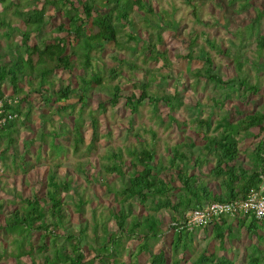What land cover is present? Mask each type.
<instances>
[{"label": "trees", "instance_id": "16d2710c", "mask_svg": "<svg viewBox=\"0 0 264 264\" xmlns=\"http://www.w3.org/2000/svg\"><path fill=\"white\" fill-rule=\"evenodd\" d=\"M211 1L185 3L192 5L196 17ZM239 1V11L250 8L254 14L236 38L253 39L261 52L264 6L256 8L250 4L252 0ZM213 7L225 10L219 2ZM0 8V121L4 120L0 125V193L9 197L0 198V236L5 238L0 243V264L10 259L14 264H125L118 258L123 240L137 242L131 255L134 259L129 256L127 264H141L139 257L144 256L148 257L147 264H236L210 248L212 243L215 250L224 252L228 245L232 254L231 246L241 234L256 238L258 243L247 249L250 254L245 264H264V252L259 248L264 245V218L257 220L247 214L232 219L222 215L200 226L188 225L186 219L187 213L211 204L244 201L264 186V109L244 114L235 122L224 110L226 101L259 94L258 86L248 83L243 70L247 61L242 62L246 59L241 44L237 50L232 46L222 49L200 33L188 42L184 55L175 56L200 64L198 69L181 74L176 86L182 84V79H193L191 89L195 91L204 79V89L209 90L207 100L212 111L202 118L206 105L197 100L193 106L195 116L189 120L193 132L202 137L198 147L186 136L182 144L166 148L168 167H163L157 161L154 129L143 126L141 133L130 121L127 132L134 146L129 144L123 153L119 145L112 144L105 155L97 156L95 166L88 159L95 155L102 135L98 118L93 117L94 110L89 107L93 96L104 99L96 109L99 116L122 106L131 117H139L140 108L147 106L151 111L149 120H154L155 126L176 127L181 134L187 133L188 124L179 123L173 116L183 106V95L177 90H162L161 94L148 91L159 76L164 81L172 79L169 73L159 74L165 65H156L160 58L171 64L161 47L162 34L179 27L173 13L157 12L151 0H0ZM57 15L62 23L49 30ZM18 22L22 29L13 26ZM200 36L209 50L231 61L235 76L222 75L210 54L196 45ZM117 51L127 52L128 56L122 58ZM105 54L112 64L109 68L102 60ZM139 57L144 67L136 63ZM148 65L153 68H145ZM260 66L253 63L256 70ZM139 73L141 80L135 78ZM56 74H60L59 79ZM120 79L134 91H124L117 83ZM4 87L10 89L11 96H4ZM162 108L169 111L167 123L159 113ZM8 115L14 118L10 121ZM34 118L37 131L20 140V129H28L25 123L33 127ZM86 125L91 129L89 144L84 139ZM142 134L149 135L150 142ZM62 139L67 142L61 144ZM249 140L253 144L244 164L239 159V143ZM69 157L75 161L67 165ZM209 165L206 175L194 174ZM66 167L71 171L64 172ZM42 168L44 181L26 197L15 187L4 185L7 179L21 176L25 186L28 176ZM81 179L84 188L77 184ZM175 181L179 183L177 189L173 187ZM93 183L104 198L112 199L114 207H103L102 197L96 192L86 193L87 185ZM261 195L264 197V190ZM87 206L91 212V238L87 220L71 228L72 216L83 218ZM165 218L172 223L170 259L164 250L154 254L151 244L164 234L161 226ZM200 233L203 239L211 237L205 239L209 243L204 249L196 252ZM35 235L37 240H33Z\"/></svg>", "mask_w": 264, "mask_h": 264}, {"label": "rangeland", "instance_id": "374dc122", "mask_svg": "<svg viewBox=\"0 0 264 264\" xmlns=\"http://www.w3.org/2000/svg\"><path fill=\"white\" fill-rule=\"evenodd\" d=\"M153 8L157 12L165 11L168 13V15L172 14L173 21L179 24V27L176 28V30H169L165 31L162 34L164 45L161 47L162 51H167V54L169 56V62L163 61L161 58L159 59V63L156 65V67L161 68L162 65H165L163 67L165 70H162L159 74H167L169 73V76L172 77V79L168 78L167 80H162L161 76L158 77V79L155 81L154 84H151L148 88V91L151 93H157L160 91V94L163 91L169 90V92H173L174 90H177L180 92V94L183 95L184 101L183 106L177 110L173 116L178 120L179 123H186L188 126L185 128L187 133L181 134L176 127H171L169 129L160 128L154 125V120H149V117L151 115V111L147 106H144L140 108V116L139 117H131L128 111H124L123 107L120 106L116 112L108 109L105 116H99L97 115V106L98 103L104 99L93 96L89 99V107L93 109L92 111L93 117H97L99 121V134L102 135L101 141L95 146L96 153L94 158L90 157L88 159V162L90 161V165H95L97 162V156L105 155L107 151L110 150V148L113 146L112 144L119 145L122 152L125 153L126 146L133 145L134 142L132 140V137L128 135L127 129L131 122H134V130L135 131H142L143 126L152 127L154 131L156 132V141L154 143L155 149L157 152V161L158 164H161L163 167H168L167 165V151L166 148H172L174 145L183 143L186 136H189L190 140L193 141L197 147L198 143H201L202 137L200 134L193 132V127L189 124V120L195 116L194 112V104L197 100H201V103L206 105L205 109L203 110L201 116L202 118H205L208 116V114L212 111L210 107V102L207 100L209 96V90L208 88L204 89L205 81L202 79L200 81V84L197 86L195 91L191 89V85H193V79L186 80L182 79V84L180 86H176V79L181 77L180 75L183 73H187L188 70L193 71L195 69H198L200 66L197 62L187 63L186 61H183L182 59L176 58V55H184L187 52L188 42L197 34L205 33L207 39L214 40L217 45L221 46L222 49H226L227 47H231L233 50L240 49L242 47L241 54L243 58H245V61H242L243 63L246 62L245 66L243 67V70L247 76V81L250 85L258 86L259 88V94L258 95H250L246 100H230L226 101L224 105V110L226 112H229L231 115V120L236 121L237 119H240L244 116V114L253 113L256 109L263 108L264 109V50L259 52L256 44L254 43L253 39L250 40H244L242 41L241 38H236V33L241 31L243 27H245L250 20L253 18L254 12L252 9L248 8L247 11H239L241 5V2L239 0H212L210 3L205 4L204 7L201 8L199 11V14L196 13V17L193 14L192 11V5H188L185 3V0H151ZM199 0H192L193 3H197ZM214 2H219L222 4V6L225 7V10L220 11L217 8L214 9L213 4ZM250 4L255 5L256 8H263L264 6V0H252L250 1ZM229 9V10H227ZM0 8V12H1ZM50 12V9L47 10ZM200 20V21H197ZM62 23V19L57 15L56 19L53 21L52 26H50L48 29L51 30L52 27L57 26ZM15 28L22 29L21 23H15L13 25ZM261 34L264 36V20L262 22L261 27ZM17 37V36H16ZM18 37L16 38V42H18ZM241 44V47H240ZM197 46H202L205 50V52L209 53L210 56L213 59V62L215 63L216 67L220 66L221 73L223 76H227L229 78L235 76L233 66L231 61L225 60L223 56L217 54L214 51L209 50V47L206 45L203 37H199L196 40ZM107 51V50H106ZM113 50H111L112 52ZM196 51V48H195ZM119 55H121L122 58H125L128 56L127 52L124 51H117ZM142 57L137 59V64L140 67H144V64L142 62ZM260 59V60H258ZM103 63L106 65L107 68H109L112 64L110 60H108L107 55L105 54L102 56ZM258 62L261 63L262 66L258 67L256 70L253 67V63ZM145 68H153L151 65H148ZM149 73V72H147ZM56 77L59 79L60 74H56ZM65 77V76H64ZM135 78L137 80H141V74H136ZM120 84L124 91L127 93H130V91H134L130 84H126L124 80L120 79L117 82ZM2 93H4L5 97L11 96V91L9 88L4 87L2 88ZM31 97L33 98V102L37 103V99L35 98L36 95L32 94ZM219 112L218 109L215 110V116L216 113ZM164 119L165 123H167V115L169 113L168 109H161L159 112ZM37 118H34L32 120L33 127L29 123H25V127L28 129L21 128V135L19 139L21 140L24 136H30V133L36 132L38 129V122L36 120ZM30 128V129H29ZM23 129V130H22ZM50 129V128H49ZM142 133V132H141ZM90 137H91V129L89 126L86 125V130L84 131V139L85 144L90 143ZM127 137L129 138L127 140ZM142 137L144 139H147V141L150 142L149 135L142 134ZM67 141L65 139L61 140V144H65ZM253 144L252 141H243L239 143V149H240V155L239 159L242 163H247L249 160V153L248 150H251V145ZM201 145V144H200ZM184 151V150H183ZM125 157V154H124ZM74 159H71L69 157L67 161V165H69V162H74ZM84 161V160H82ZM85 162V161H84ZM68 167V166H67ZM66 167V168H67ZM211 168V165H209L207 168L203 167L201 170H195L193 171L194 174L202 173L203 175H206ZM66 171H71L69 168ZM89 172L91 174L94 173L92 168L90 167ZM171 172L173 175H175L174 171H168ZM169 173H167L168 175ZM45 178V171L43 168L38 171V173L30 174L27 178V183L24 186L23 178L21 176H16L15 178L11 177L9 180H6L5 187L12 188L15 187L16 191H22L23 195L26 197L31 189L38 188V186L44 181ZM15 180V181H12ZM1 181H4L1 179ZM115 181V179L113 180ZM77 184L82 186L83 188L86 187L83 180H77ZM116 186L118 184L114 182ZM88 188L86 189V193L92 191V193L96 192L97 195L101 199V205L103 207H114V204H112V199L110 198H104L101 194V191L98 187L95 186V184H89L87 185ZM173 187L177 189L179 187V183L177 181L174 182ZM96 188H98L96 190ZM175 194L176 190L174 191ZM0 198L8 199V196L3 195L0 193ZM101 206V207H102ZM90 206L85 207V214L83 218H79L78 216H72L71 219V228H75L78 226L79 223L83 222V220H87L89 222V238L92 237L91 233V222H90ZM105 210V209H104ZM100 211V210H99ZM233 219V218H232ZM235 219V218H234ZM236 224V223H235ZM172 225V223L169 222L168 218L164 219V225L161 226V229L163 230L164 234L160 237L158 242H152L153 246V252L154 254H158L160 250H164L167 254V257L170 259L172 258V253L170 250V242L172 237V231L169 229V227ZM74 231V229H73ZM262 236H264V230H262ZM203 234H199V238L197 235V240L195 242V250L196 252H201L204 247L206 246L207 239H210L211 236L207 235L206 240L202 238ZM38 235L34 236L33 240H37ZM205 240V241H202ZM5 241L4 237L0 236V243ZM238 242L236 244H233L231 247L234 248L233 253L231 254L229 250V246L226 245V250L224 252H221L220 250H215L213 248V244L211 243V252H215L217 256H224L230 260L234 259V262L236 264H245L246 263V257L250 254L249 246H255L257 245V240L254 237H246V235L241 234L240 237L237 240ZM137 245L136 241H130V240H123L122 246H119V261L123 262L125 264L129 263V256L134 254L135 247ZM1 247V246H0ZM259 248L264 252V245H260ZM237 253V256L234 258L233 256ZM189 254V253H188ZM91 257V256H90ZM179 257V256H177ZM147 256L139 257V261L141 264H147ZM180 258V257H179ZM131 259H134L131 256ZM6 264H14V262L10 259L6 262Z\"/></svg>", "mask_w": 264, "mask_h": 264}, {"label": "built area", "instance_id": "2783aa9c", "mask_svg": "<svg viewBox=\"0 0 264 264\" xmlns=\"http://www.w3.org/2000/svg\"><path fill=\"white\" fill-rule=\"evenodd\" d=\"M13 118L8 115L9 120ZM263 190L264 186L260 187L258 192H252L246 200L234 204L224 206L211 204L200 211L189 212L186 214L187 223L191 226L205 225L213 218L217 219L222 215L234 219L236 216L253 214L255 219L262 220L264 218V197L261 195Z\"/></svg>", "mask_w": 264, "mask_h": 264}, {"label": "clouds", "instance_id": "9594fccd", "mask_svg": "<svg viewBox=\"0 0 264 264\" xmlns=\"http://www.w3.org/2000/svg\"><path fill=\"white\" fill-rule=\"evenodd\" d=\"M0 106H1V104H0ZM10 121H11V120H10ZM3 123H4V121H3V120H2V121H0V125H1V124H3Z\"/></svg>", "mask_w": 264, "mask_h": 264}]
</instances>
